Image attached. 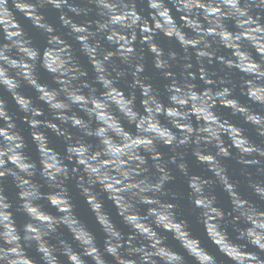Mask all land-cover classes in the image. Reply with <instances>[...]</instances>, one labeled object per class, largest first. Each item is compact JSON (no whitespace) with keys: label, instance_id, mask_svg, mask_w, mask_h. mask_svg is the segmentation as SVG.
Here are the masks:
<instances>
[{"label":"clouds","instance_id":"9594fccd","mask_svg":"<svg viewBox=\"0 0 264 264\" xmlns=\"http://www.w3.org/2000/svg\"><path fill=\"white\" fill-rule=\"evenodd\" d=\"M0 264H264V0H0Z\"/></svg>","mask_w":264,"mask_h":264}]
</instances>
